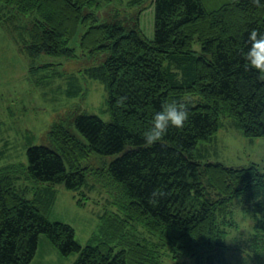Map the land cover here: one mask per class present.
<instances>
[{"label":"trees","instance_id":"16d2710c","mask_svg":"<svg viewBox=\"0 0 264 264\" xmlns=\"http://www.w3.org/2000/svg\"><path fill=\"white\" fill-rule=\"evenodd\" d=\"M111 2L0 0V10L21 15L16 40L30 57L75 56L70 42L85 27L81 48L105 56L85 73L106 85L113 117L78 114L85 140L57 121L52 145L31 144L27 164L0 169V264H30L41 235L63 256L78 253L74 264H216L231 247L236 208L255 220L238 239L261 258L264 164L205 160L199 144L227 117L245 136L264 137V0H154L152 37L139 13L130 22L97 13ZM90 178L120 193L107 221L115 244L82 246L70 224L25 195L42 184L78 191Z\"/></svg>","mask_w":264,"mask_h":264},{"label":"rangeland","instance_id":"374dc122","mask_svg":"<svg viewBox=\"0 0 264 264\" xmlns=\"http://www.w3.org/2000/svg\"><path fill=\"white\" fill-rule=\"evenodd\" d=\"M132 1L113 0L100 7L97 13L126 22L139 13L143 32L152 37L155 31L154 0H145L141 5H132ZM0 11L4 17L0 21V169H4L13 163L27 164V149L31 144L52 145L49 131L57 121L68 125L85 140L74 124L78 114H97L105 121H112L113 117L106 85L85 73L86 68L102 63L105 58L81 48L79 42L85 27L70 42L76 48L75 56L43 53L30 57L16 40L20 37L16 19L21 15L13 9ZM224 122L213 141L199 144L206 155L204 159L227 165H248L251 162L263 165L264 137L245 136L228 117ZM94 164L98 166V163ZM89 183L78 191L70 190L64 184H42V193L33 188L25 195L37 198L36 203L49 220L70 224L82 246L115 244L116 239L107 232V221L109 214L118 213L116 201L120 193L111 191V186L102 185L93 178ZM47 186L49 188H45ZM78 198L85 204L79 205ZM235 212L238 225L230 229L227 238L231 247L220 251L216 264H264V255L257 256L261 248L246 252L248 243L238 239L254 232L253 216L239 208ZM134 231L135 234L130 233L129 237L136 238L134 241L141 239L142 228H134ZM236 243L241 247L240 252L234 248ZM78 256V253L63 256L47 236L41 235L39 251L30 264H74Z\"/></svg>","mask_w":264,"mask_h":264},{"label":"crops","instance_id":"0c3cea01","mask_svg":"<svg viewBox=\"0 0 264 264\" xmlns=\"http://www.w3.org/2000/svg\"><path fill=\"white\" fill-rule=\"evenodd\" d=\"M243 239H244V238H243ZM237 245H239V244L237 243ZM239 247H240V246H237V248H238V249L236 250L237 252H240V250H241ZM38 251H39V250H38ZM38 251H37V252H38ZM36 256H37V254H36ZM36 256H35V258H36ZM33 261H34V259H33Z\"/></svg>","mask_w":264,"mask_h":264}]
</instances>
